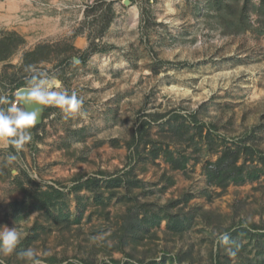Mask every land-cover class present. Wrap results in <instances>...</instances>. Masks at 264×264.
Returning a JSON list of instances; mask_svg holds the SVG:
<instances>
[{
    "label": "rangeland",
    "instance_id": "rangeland-1",
    "mask_svg": "<svg viewBox=\"0 0 264 264\" xmlns=\"http://www.w3.org/2000/svg\"><path fill=\"white\" fill-rule=\"evenodd\" d=\"M45 78L81 104L0 156L2 264H264L263 0H0V109Z\"/></svg>",
    "mask_w": 264,
    "mask_h": 264
},
{
    "label": "clouds",
    "instance_id": "clouds-1",
    "mask_svg": "<svg viewBox=\"0 0 264 264\" xmlns=\"http://www.w3.org/2000/svg\"><path fill=\"white\" fill-rule=\"evenodd\" d=\"M29 87L17 93V102L7 110L0 109V147L14 146L17 151L21 150L25 143L31 140L29 129L37 123L41 109L34 107L32 111L27 108L36 105H54L67 113L77 112L81 101L73 93L68 95L66 91H54L59 84L54 79L30 80ZM14 160L15 156H10ZM38 179V178H33ZM22 239V233L16 227H0V253L5 255L15 251ZM20 255L30 264H42L36 250L29 248ZM2 264V262H0Z\"/></svg>",
    "mask_w": 264,
    "mask_h": 264
},
{
    "label": "trees",
    "instance_id": "trees-1",
    "mask_svg": "<svg viewBox=\"0 0 264 264\" xmlns=\"http://www.w3.org/2000/svg\"><path fill=\"white\" fill-rule=\"evenodd\" d=\"M263 2H264V0H263ZM89 54V53H88ZM29 80H26V79H21V80H19L18 82H16L15 83V85L14 86H12L11 87V89H10V91L11 92H14L16 89H18L19 87H22V86H29ZM2 93H3V91H1ZM11 96V99L10 98H8V102H11V100L14 98V95L13 94H11L10 95ZM145 123H148V122H145ZM145 123H143V126H144V124ZM223 161H224V157L223 158H221L217 163H216V165L219 167V169L217 168V170L215 171V173H214V175L215 176H219V175H225L228 171H227V168H226V166H223ZM175 166H177V164H175ZM174 166V167H175ZM219 173V174H218ZM218 174V175H217Z\"/></svg>",
    "mask_w": 264,
    "mask_h": 264
},
{
    "label": "water",
    "instance_id": "water-1",
    "mask_svg": "<svg viewBox=\"0 0 264 264\" xmlns=\"http://www.w3.org/2000/svg\"><path fill=\"white\" fill-rule=\"evenodd\" d=\"M127 2H128V0H126V3H127ZM27 87H29V86H22V87H19L18 89H16V92H15L16 96H17V93H18L20 90H22V89H24V88H27ZM34 107H39V108L41 109L40 114H39L38 119H37V123L34 124V125H37V124L41 123V121H42L45 106H42V105H36V104L34 103L32 106H29V107L27 108V110H28V111H32Z\"/></svg>",
    "mask_w": 264,
    "mask_h": 264
},
{
    "label": "crops",
    "instance_id": "crops-1",
    "mask_svg": "<svg viewBox=\"0 0 264 264\" xmlns=\"http://www.w3.org/2000/svg\"><path fill=\"white\" fill-rule=\"evenodd\" d=\"M3 95H5V93L1 92L0 91V99L3 97ZM44 114V113H43ZM43 119V118H42ZM42 122V121H41ZM35 126V125H34ZM9 146L7 148H3V147H0V156H4L3 154L5 153L7 155V153H9V150H8Z\"/></svg>",
    "mask_w": 264,
    "mask_h": 264
},
{
    "label": "built area",
    "instance_id": "built-area-1",
    "mask_svg": "<svg viewBox=\"0 0 264 264\" xmlns=\"http://www.w3.org/2000/svg\"><path fill=\"white\" fill-rule=\"evenodd\" d=\"M15 92H16V90H15ZM17 99H18V97H17L16 94H15V96H14V100H12V101L10 102V104L12 105L13 103H16V102H17ZM5 100H6V97H5V95H3V97H2L1 100H0V102L5 101Z\"/></svg>",
    "mask_w": 264,
    "mask_h": 264
}]
</instances>
